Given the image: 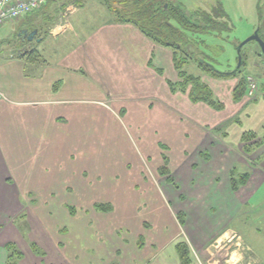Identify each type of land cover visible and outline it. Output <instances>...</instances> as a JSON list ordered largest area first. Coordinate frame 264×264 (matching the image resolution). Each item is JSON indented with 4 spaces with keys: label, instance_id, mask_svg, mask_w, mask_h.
I'll use <instances>...</instances> for the list:
<instances>
[{
    "label": "crops",
    "instance_id": "0c3cea01",
    "mask_svg": "<svg viewBox=\"0 0 264 264\" xmlns=\"http://www.w3.org/2000/svg\"><path fill=\"white\" fill-rule=\"evenodd\" d=\"M64 1L49 0L33 14L0 28V93L3 95L0 98V264H7L8 242L15 243L21 250L20 242L23 243L24 236L29 237L27 232L21 234L14 225L20 215H28L29 222L28 205L23 198L28 202L30 195L41 192L35 189L40 181L34 189L30 188L26 163L33 160V168H37L39 176L40 167L45 175L51 166L59 167L63 162L64 167L58 172L65 170L73 178L74 174L77 177V173L83 175L85 171H91L83 164H76L79 159L97 162L96 166L100 167V162L103 166L106 161H111L104 154L113 151L111 155H116V162H130L132 157L141 160L134 150L135 135L131 136L125 127L107 116L114 113L135 114L144 120L143 123H146L145 117L154 122L157 135L161 137L158 144L160 168L165 155L171 171L176 155L175 160L181 163L178 168L185 170L181 175L193 185L190 193H186L178 185L176 174H172L174 183L166 178L167 188L162 190L164 197H160L163 205L168 207L173 203L164 194V191L171 190L176 192L174 199L178 203L182 201L183 205L191 206L184 209L185 206L179 205L177 210L167 208L172 222L176 215H183L185 224L183 227L175 224L178 233L171 240L165 239L164 229H159L158 233L155 230L149 246L144 244L141 249L140 262L146 259L148 263L145 264H180L176 245L185 242L191 251L192 264H204L212 258L210 264H241L246 252L238 248V241L242 244L243 240L231 228L232 223L246 211L245 208V213L251 212V201L264 187V146L247 155L243 151L241 136L251 132L258 136L257 141H263L264 132L260 130L264 129V117H260L257 123H263L253 126L255 128L244 127L239 116L251 103L246 100L234 102L232 92L237 83L233 85L229 98L228 91H216L211 81L204 79L215 98L224 105L223 111H216L204 103L195 104L187 93L172 91L169 83L178 80L173 50L154 43L135 25L119 21L101 4L94 14L83 16V21L78 22L79 28L86 27L87 32L77 44L52 47L53 58L51 53V57L46 56L47 44L51 41L41 33L47 28L43 21L47 24L49 15L55 13ZM50 7H54V11ZM37 13L42 17L36 18L38 22H31ZM24 30H37V38L32 42L23 41L19 34ZM51 34L50 31L48 36ZM15 37L20 40L19 44ZM43 45L46 48L43 49ZM108 118L115 120L121 137L102 139L100 143L106 150L98 149L101 127L91 129V125L94 120H105L103 124L111 130L114 122L111 124ZM225 128L230 129L227 137L215 136L217 131L221 133ZM89 129L86 135L85 131ZM79 137H86L81 152L77 149ZM110 140L115 142L117 151L110 148ZM47 143L51 147L45 150ZM191 144L193 148L189 149ZM87 149L91 158L84 155ZM93 149L97 150L94 153L98 159L94 160ZM79 152L83 153V158L77 154ZM74 156L79 159L73 162ZM189 163L194 164V168ZM235 168L250 175L247 185L236 192L230 181L231 171ZM99 170L104 171V168ZM52 177L56 178L57 173ZM79 183L87 188L85 191H92L87 182ZM143 218L141 216L142 221H150ZM152 220L158 227L155 215ZM210 223H216L218 228L208 229ZM233 246L237 249L230 253ZM23 254L25 259L21 264L27 260V255Z\"/></svg>",
    "mask_w": 264,
    "mask_h": 264
},
{
    "label": "rangeland",
    "instance_id": "374dc122",
    "mask_svg": "<svg viewBox=\"0 0 264 264\" xmlns=\"http://www.w3.org/2000/svg\"><path fill=\"white\" fill-rule=\"evenodd\" d=\"M103 1L104 0H65L62 2L60 7L56 8V12L49 15V20L46 21L47 24L43 21L44 27L47 28L41 33L48 41H51L49 45L47 44L49 50L46 51L45 55L48 57L52 56L53 58L50 48L53 47L52 49H54L59 45H70L69 47H71L77 44L87 32L85 29L86 27L79 28L78 22L80 21L81 23L83 21V16L90 13L94 14L96 12V7L100 6V4L105 7ZM110 1L116 2V0ZM171 1L182 4L188 11L199 9L204 11L211 10L215 3L218 2L223 6L226 14L230 18L231 24H234L233 31L224 33L220 39L212 40V37H207L206 40L207 43L215 49L222 50L220 55L216 52V57L218 58L216 59L220 61L218 66H222L225 72H232L235 70L238 66L236 63V46L250 38L258 27L259 10L264 9V0ZM122 4H118L119 6L116 4L117 8L122 9L124 7V4ZM50 9L54 11L55 8L50 7ZM42 10H44V8L41 9V12ZM37 14H34L30 21L33 20V22H38L36 18L42 17V15ZM43 14L45 15V13ZM83 19L86 20L85 17ZM84 24L86 23L84 22ZM38 25L37 23L36 26ZM50 31L52 34L48 36ZM53 31H55V35H53ZM223 37L225 41L222 40ZM14 39L17 40V44H19L20 40L16 37ZM17 48L23 52L21 47L19 48V46H17ZM42 48L44 49L46 47L43 45ZM189 48L191 49V47ZM217 49L216 51H218ZM191 50L195 51L194 49ZM248 50V64L241 67V76H254L260 86V92L258 93L259 97H262L257 101L247 100L245 98L244 101L250 102L251 105L244 108L239 119L243 120L244 127L250 125V129H252L255 128L253 126H258L263 123L262 121L261 123H257V121L260 120V117H264V60L257 58L256 51L258 47L255 42H250L245 46V51ZM13 51H15L14 48ZM208 52L211 54L210 49ZM50 53L51 56H49ZM221 63L223 65H221ZM191 66L195 68L194 65ZM188 72L189 75L194 77L203 76V80L206 79L211 81L216 87V91H228V95L232 91V88H234L233 85L238 83V79L233 81L211 79L204 76L196 68L193 71L188 70ZM228 112H230L229 108ZM107 116H110L109 118L111 120H113V117L127 129V132L131 136L135 135L134 141L136 145L134 150L141 160L137 161L132 157V161L130 162H116V155H111L114 153L111 151V154H104V156H108L111 161H106L103 166L102 162H100V167L104 168V171L107 170L104 172L103 170H99L100 167L96 166L97 162L80 160L78 156H74L72 158L73 162L78 158L79 161L75 163L79 165L83 164L82 166L87 167L86 170L91 169V171H85L83 175L77 173L79 177H76L74 174L73 178H71L72 175L65 172V170L58 172V170L64 167L65 163L63 162H61L59 167L51 166L50 168L52 170L48 169L45 175L40 167L39 176L37 175V168H33L35 162L31 160L26 163L30 173V188L34 189L37 181H40V184L35 189H40L41 192L30 195L28 202H25L22 197L24 203L28 205L29 222L27 220L28 215L27 217L26 215L23 217L20 215L14 222V225L19 229L21 234L25 235L27 232L29 235L28 239L24 236L23 243L20 242L22 252L27 255V260H25L24 264H145L148 263L146 259L140 262L141 249H144V244L149 246V241L153 240L150 236L154 234L155 230H157L158 233L159 229H161V231L164 229L163 233L166 234V240H171L178 233L175 224L181 226V223L177 219L179 215H176L177 217L175 218L173 217L174 220L172 222L168 216L167 208H175L177 210L179 205H185L182 204V201L178 203L177 200L174 199V196L177 197L176 192L174 193L171 190L164 191L167 198L173 202L170 206L168 204V207L164 206L160 199V197H164L162 190L167 188V186L166 177H162L158 172L162 165L160 157L161 152H159L158 148L161 137L159 138L160 135H157V130L154 128L156 127L155 123L149 121L148 117H145L146 123H143L144 120L142 121L141 118L135 116V114L129 115L130 117L126 113H114ZM109 118L107 121H110ZM114 121H110L111 124ZM104 122L105 120H94L91 125V129H96L98 125L101 127L98 130L100 137H98L97 134V148L102 150H106V147L100 143L102 139H116L121 137L120 132L116 129L118 126L115 122L112 127L110 125L111 130H107V124H103ZM91 129L86 130L85 134L87 135V131ZM221 131V133L217 131L215 136L221 138L227 137L226 133L230 132V129L225 128ZM260 131L263 133L264 129L262 128ZM212 136L214 135L212 134ZM47 139L49 138L47 137ZM85 140L86 137L78 138V150L82 148V143H84ZM114 143L115 142L111 141L110 148L117 151L118 147L115 146ZM56 146L58 145H55V147ZM48 147H51L49 143H47L45 150ZM192 148L193 145L191 144L189 149ZM81 151H83V149H80V152ZM94 151L96 152L97 150L93 149L92 152L95 160L98 158L95 157ZM80 152L77 154L80 155ZM140 153H142V155ZM84 155L91 158L89 149H87ZM84 155L82 153L81 157ZM133 156L135 155L133 154ZM175 158H177L176 155L173 156L170 166L171 177L173 173L176 174L178 185L184 189V192L190 193V189H192L191 186L193 185H190V183L186 181L187 179L184 180L181 173H184L185 170L182 171L178 168L181 163L177 159L175 160ZM189 164L194 168V164ZM76 166L77 165H74L75 168ZM50 170L53 173H57L56 178L52 177L53 173L51 174ZM23 172L25 173L24 169ZM91 177L93 181H91ZM82 181L87 182L88 187L92 189L91 192L85 191L87 188L79 183ZM96 203L110 204L113 207V211L109 213L98 212L94 209V204ZM189 206L191 205L187 204L184 209ZM249 208L251 212L245 213L247 211V208H245L244 210L246 211H243L242 215L233 221L231 228L241 236L244 243L240 244L238 241V248L242 249L244 253L246 252V256L243 257L244 259L241 264H264V187L251 201ZM136 213L139 214V216L136 215ZM153 214L158 221V227L153 223ZM141 216L144 217L143 219L146 217L150 221H142ZM217 223H219L218 220ZM217 228L218 226L216 223H210L208 226L210 230ZM143 236L146 239L142 238ZM180 240L183 241V239ZM9 243L10 242L7 244ZM33 243L42 251L40 255L34 254L31 250V244ZM174 243H176V241ZM225 245H228V243ZM235 249L237 248L233 246L229 252L231 253ZM213 259L214 258L204 264L212 263Z\"/></svg>",
    "mask_w": 264,
    "mask_h": 264
},
{
    "label": "trees",
    "instance_id": "16d2710c",
    "mask_svg": "<svg viewBox=\"0 0 264 264\" xmlns=\"http://www.w3.org/2000/svg\"><path fill=\"white\" fill-rule=\"evenodd\" d=\"M103 3L109 11L117 16L119 21L135 25L154 43L173 50L174 67L179 80L169 83L172 91L187 93L190 100L195 104L204 103L216 111H223L224 105L215 98L212 89L203 80V76L189 75L188 70L193 71L196 68L204 76L211 79L220 81L238 79V83L232 92L233 100L236 103L244 100L247 82L246 76H241L242 68H236L232 72L223 71V67L218 66L220 61L216 57V54L220 55L222 50L216 48L218 50L216 51L206 40L207 37H212V40L220 39L224 33L231 32L230 21L219 2L207 11H188L180 3L177 6L169 4L168 9H165V0H116V2L104 0ZM122 3L124 7L122 9L117 8L116 4ZM222 40L225 41V38L223 37ZM191 65H194L195 68ZM221 65L223 64L221 63ZM257 138L258 136L251 132H246L241 136L245 154L250 155L264 146V140L257 141ZM162 149L166 151L165 147ZM203 157L207 158L206 155ZM159 174L166 177L168 182L174 183L169 169V160L165 155H163V166L159 169ZM249 178V173H240L237 168L233 169L230 174L233 191L236 192L246 186ZM94 209L101 213L113 211L110 204H95ZM177 219L181 226H184V216L179 215ZM6 250L7 264H21L25 256L15 243L7 244ZM31 250L37 255L42 252L35 243L31 244ZM176 250L180 264H192L191 251L187 243H178Z\"/></svg>",
    "mask_w": 264,
    "mask_h": 264
},
{
    "label": "built area",
    "instance_id": "2783aa9c",
    "mask_svg": "<svg viewBox=\"0 0 264 264\" xmlns=\"http://www.w3.org/2000/svg\"><path fill=\"white\" fill-rule=\"evenodd\" d=\"M49 0H0V28L8 22L17 21L38 11ZM246 99L256 100L260 86L254 76L246 77ZM3 95L0 93V98Z\"/></svg>",
    "mask_w": 264,
    "mask_h": 264
},
{
    "label": "flooded vegetation",
    "instance_id": "af4514ba",
    "mask_svg": "<svg viewBox=\"0 0 264 264\" xmlns=\"http://www.w3.org/2000/svg\"><path fill=\"white\" fill-rule=\"evenodd\" d=\"M169 4L173 5V6H177L179 3L176 2V1H171V0H165V4H164V8L165 9H168L169 7ZM217 3H215L216 5ZM214 5V6H215ZM213 8V7H212ZM201 10V9H199ZM196 11V10H195ZM225 11V10H224ZM259 25H257L258 27L255 29L254 33L252 34V36L255 34V32H258V36L259 38L261 39V41L264 42V9H260L259 10ZM227 19L230 21V18L229 16L227 15ZM230 24H231V21H230ZM233 23L231 24V32L233 31ZM22 40H24L25 42H27V37H23ZM257 44V47H258V50L256 51L257 53V58H260V59H263L264 60V56L263 54L261 53V47L260 45L255 42ZM242 43H239L237 46H236V50H237V57H236V63L238 65L239 61L242 62V64L246 65L248 64V54H249V50L248 51H245V46H243L241 49H239V46L241 45ZM238 50H240V52H238ZM221 54V52H220Z\"/></svg>",
    "mask_w": 264,
    "mask_h": 264
},
{
    "label": "water",
    "instance_id": "95a60500",
    "mask_svg": "<svg viewBox=\"0 0 264 264\" xmlns=\"http://www.w3.org/2000/svg\"><path fill=\"white\" fill-rule=\"evenodd\" d=\"M38 36V31L37 30H34L32 32H29L27 30H24L22 31L20 34H19V37H27V42H32L35 38H37ZM24 41V40H23ZM39 41V40H38ZM250 42H257L260 47H261V53L263 54L264 56V42L261 41V39L259 38L258 36V32H255V34L253 36H251L250 38H248L246 41H244L240 46H239V49H241L243 46L247 45L248 43ZM238 52H240V50H238ZM242 62L239 61L238 63V66H237V69H240L242 67Z\"/></svg>",
    "mask_w": 264,
    "mask_h": 264
},
{
    "label": "clouds",
    "instance_id": "9594fccd",
    "mask_svg": "<svg viewBox=\"0 0 264 264\" xmlns=\"http://www.w3.org/2000/svg\"><path fill=\"white\" fill-rule=\"evenodd\" d=\"M53 35H55V31H53Z\"/></svg>",
    "mask_w": 264,
    "mask_h": 264
}]
</instances>
